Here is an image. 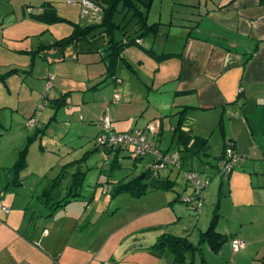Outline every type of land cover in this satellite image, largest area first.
Listing matches in <instances>:
<instances>
[{"label":"crops","instance_id":"obj_1","mask_svg":"<svg viewBox=\"0 0 264 264\" xmlns=\"http://www.w3.org/2000/svg\"><path fill=\"white\" fill-rule=\"evenodd\" d=\"M191 2L193 1L182 0V4L188 6H191ZM198 2L197 7L200 9L197 15L186 19L187 22L182 25L184 30L175 36L180 41L177 46H169L162 52H157L154 46H143L142 42L138 43L141 48L127 49L125 46V53L123 49L111 75L107 73L108 54L103 57L107 68L100 71L104 70L103 66L94 65L92 57L75 58L73 55L67 60L64 53L69 46L64 50L53 47L44 51L54 54L53 70L58 74V77H45L46 85L51 82L53 86L58 83L59 78L69 83L67 87L60 84L59 92L62 94L53 98L54 101L63 97L60 102H54L53 118L65 105L75 106V110L78 108L87 115L81 134V147L96 140L101 130V115L111 113L115 132L145 130L158 142L161 149L178 151L183 157L182 167L168 166L159 173L160 179L171 181V188L167 191H174L180 185L174 179L180 173H184V189L188 187L185 171L189 168L197 169L192 165L186 166L184 162L188 158L198 157L207 167L203 171H197L204 172L209 181L212 180V175L221 178L213 216L217 211L219 216L216 229L227 238L218 251L211 249V258H220L219 251L224 244L225 251L229 249L227 246L234 249L231 242L233 238L245 243L243 249L236 251L238 258L246 253L252 254L255 249L259 255L264 252V247H259L260 242L264 245V177L261 176L264 174V4L261 0H204L202 8L201 1ZM66 3L72 5L74 2L66 0ZM65 5L62 0H0V18L4 20L7 17L15 21L13 30H16L23 23L37 24L33 19L45 22L41 16L48 10L68 19L71 15L60 11ZM79 6L82 12L81 3ZM170 11H173L172 7ZM158 14L149 22H161V27L174 26L171 22L165 23L162 12ZM151 36L157 37H147ZM91 51L92 49H88L84 52ZM31 58L25 66L32 65L33 72L40 64L37 65L36 59ZM59 62L70 63L66 67L69 71L62 72L65 67L62 68L63 64ZM126 68L134 70L137 78L127 74ZM101 75H105L104 79L95 83L94 80ZM52 76L53 79H50ZM88 82H93L94 85L90 87ZM5 87L0 81V98L7 91L12 92L9 82ZM111 89L115 92L122 89L124 94L118 92L120 96H113L111 100L104 98L106 91ZM71 92L79 95V99L75 102L73 100V104L66 97ZM25 114L26 123L33 112L29 110ZM150 124L153 132L148 131ZM44 130L45 128H41L39 131ZM216 131L221 146L217 162L203 160V157L211 156L207 151L210 146L209 134ZM195 136L206 139L201 149L192 148ZM31 138L32 136L29 141ZM186 138H190V141ZM185 140L188 141L187 145ZM229 141L234 142L239 161L228 175H224L218 157ZM132 151L133 146L118 151H104L106 165L111 168H121L125 158L134 157L129 166L130 174L137 167L138 161L149 159L148 167L140 175L128 176V179L127 176L122 177L125 182L143 176L152 164L151 156L135 158ZM114 160L116 161L112 166ZM257 161H261V165L256 168L254 163ZM78 175L84 178L81 172L72 173L73 182L63 199L46 203V208L50 211L48 215L47 212H41L39 218H36V212L32 211L33 215L30 217L20 218L18 214L12 215L11 207H6L8 212L5 207L0 210V264H163L164 256H167L165 264H173L172 251L159 253L151 248L157 241L154 234H144L137 238L140 236H136L135 230H124L125 222H116L110 226L105 225L110 223L108 220L96 222L93 214L95 209L85 212L90 204L82 213L78 209L70 210V207L77 205L73 202L81 200L78 197L81 195V184L74 185ZM118 180L120 179H105L104 192L112 196L113 184ZM106 184L109 185L107 191ZM177 194L180 193L177 191ZM170 203H160L156 209L150 210H154L147 219L151 226L158 222L156 217H163V214L167 216V220L179 222L180 211ZM79 205L83 210V206ZM213 216L210 212L206 214V225H210ZM112 217L114 216L111 219ZM221 221H231L229 231L225 227H219ZM96 227L104 229L103 234L100 235L101 232ZM144 230L145 227L140 232ZM227 257L226 254L225 258ZM218 259L212 263L209 258L206 261L205 251L204 263L223 264Z\"/></svg>","mask_w":264,"mask_h":264},{"label":"rangeland","instance_id":"obj_2","mask_svg":"<svg viewBox=\"0 0 264 264\" xmlns=\"http://www.w3.org/2000/svg\"><path fill=\"white\" fill-rule=\"evenodd\" d=\"M62 1L66 5L60 9L61 13L71 15L63 21L46 23L33 19L36 20L37 24L23 23L16 30H13L15 21L7 17L4 20L0 18V75L4 76V80L1 82L4 88H6L7 82L12 88V92L6 90V95L0 98V107L5 105L0 109V210L4 207H11L12 215L18 214L20 218L30 217L33 215L32 211L36 212L34 214L36 218H39L41 212H47L48 215L50 211L46 208V203L63 199L68 193V187L73 182L72 173L81 172L84 178L81 185H79L81 186V195H78V197L82 201L73 202L77 205L70 207V210L78 209L79 213H82L86 206L90 204L85 212L88 213L89 210L95 209L93 214L96 222L108 220L110 223H106V226L116 222H125L124 230H135L136 236H140L137 238H141L144 234L148 236L154 234L157 240L164 234H171L186 236L194 244L200 243L202 233L209 227L205 223V216L209 212L213 216L217 202V189L221 182L220 176L212 175V180L209 181L204 172L200 174L201 179L203 181L208 180V182L200 193L202 208L199 213L192 212L188 205L182 201L194 192V186L190 184L184 189V173L174 177L177 183L180 184L177 185L174 191L158 189L149 191L141 197H133L127 193L112 197L110 193L104 192L103 182L105 179L116 180L122 179L124 176H127L126 179H128L140 175L144 171L143 169L148 167L149 163L147 165V161L149 159L138 161L137 167L132 170V174H130L131 169L129 166L132 165L134 157L125 158L122 161L121 168H111L110 165H106V155L96 143V140L93 139L86 145L80 146L82 144L83 125L88 118L86 114L78 108L75 110V106L65 105L57 111L56 117L53 118L55 114L53 98L62 94L59 92V86L67 87L69 83H66L63 78H59V80L57 79L58 83H54L53 86L47 88L45 77L50 75L58 77V74L56 70H53L55 66V62H53L54 54L44 52L50 48L40 49V44L50 45L56 40L69 35L75 29V24L80 27L93 25L87 32V37L71 44L64 55L67 60H69V56L72 57L73 55L81 58L83 56L92 57L94 65L103 66L104 70L100 71H105L107 68L103 57L108 54L106 50L108 38L103 28L98 25L100 22L99 15L82 13L79 0H75L72 5H67L66 0ZM192 1L191 6H188L182 4V0H175V2L174 0H155L149 12V21H153L159 15L158 13L162 12L165 23L171 22L174 26H163L160 28V36L142 37V39H139L140 43L142 42L143 46H154L157 52L165 51L164 49H168L169 46H177L180 41L175 36L184 30L182 25L187 22L186 19L195 17L199 12L198 1H201L200 6L204 7V0ZM74 6H78V8L75 9ZM171 7L173 8L172 12L170 11ZM121 19V15L117 14L115 16V22L120 23ZM136 47L141 48L138 43H133L128 45L127 49ZM88 49H92V51L84 52ZM123 52L125 53V49ZM31 57L36 59L37 65L40 64L35 67L34 73L31 72L32 65L25 66L26 63L30 62ZM67 62H59V64H63L62 68L65 67L62 72L69 71V68L66 67L70 63ZM126 73L132 78H137L134 70L130 68H126ZM104 76L101 75L96 78L95 83L104 79ZM88 83H90V87L94 85L93 82ZM102 85L100 84V86ZM130 87L133 86L130 85ZM98 90L100 91V89ZM119 90V93L124 94L122 89ZM106 92L104 98L110 100L113 96H120L113 89ZM71 93H68L66 97H68V102L73 104L79 99V95H77L78 93H72V96ZM46 95L47 104L41 108L40 101ZM29 110L33 114L25 123L24 117L27 115L25 113ZM32 118L35 119V123L29 125L28 121ZM41 128H45L44 132L39 131ZM30 136H32L31 141H29ZM209 137L210 146L207 151L211 156L203 157V160L209 159L217 162L216 157L221 152L220 137H218L217 131L215 133L210 132ZM24 148L27 149L26 163L25 166L18 168L16 164L18 162L19 164L23 163L18 155ZM218 161L222 165L224 160L219 159ZM184 163H186V166L192 165L199 171H203L207 167L206 164H202L198 157L188 158L187 162ZM254 165L256 168L260 167L261 161L255 162ZM261 176L264 177V174ZM149 179L146 178L145 180L148 182ZM177 191L180 194H177ZM60 192L62 194L59 195ZM176 196H179L178 200H174ZM79 203L83 206V210H81ZM160 203H170L173 207L178 208L180 211L179 222L175 223L167 220V216L163 214V217H156L158 222L151 226L147 219L150 218L148 217L150 214L154 213V210H150L156 209ZM110 215L114 217L111 219ZM231 224V221H221L219 227H225L229 231ZM259 226L261 229V225ZM144 227L146 230L140 232ZM255 228H258V225H255ZM96 229L100 230V235L103 234L104 229H98V227ZM200 244V251L197 249L187 252L185 264H206L202 261L203 257L205 259V251H207L206 261L209 258L212 263L215 259H218L211 258L209 253L211 252V246L207 241ZM260 246L264 247L262 242L259 243ZM225 248L224 244L222 250L219 251L220 258L218 260L223 264H264V261H262L264 252L257 255L258 252L255 249L252 254L246 253L238 258V254L234 249L227 246L229 249L225 251ZM226 254L227 258H225ZM174 255L172 257L173 264H183L181 260L176 261V255ZM166 258L167 256H164L163 264H165ZM236 259H238L237 262Z\"/></svg>","mask_w":264,"mask_h":264},{"label":"trees","instance_id":"obj_3","mask_svg":"<svg viewBox=\"0 0 264 264\" xmlns=\"http://www.w3.org/2000/svg\"><path fill=\"white\" fill-rule=\"evenodd\" d=\"M92 1H94L100 8V16H99L100 22L98 25L103 28V31L105 32L108 38V41L106 42L108 44L106 48V50L108 51V55L106 57V59L108 60L107 73L111 75L115 71V68L118 63V59L121 57V52L124 49V47L131 45L133 43H139L137 40H139L142 37H147L149 35L157 36L160 32L162 23L161 22L151 23L148 20L149 12H150V9H151V6L154 0H92ZM261 3L264 4V0H261ZM117 14L122 16L120 23L115 22V16ZM41 18H43L45 22L66 20L65 18L59 17L55 12H52L49 10L46 13H44L41 16ZM92 27L93 25L86 26V27H80L79 25L75 24V29L73 30L72 33L56 40L54 43L50 45H40V49L59 47L62 50H64L71 44L86 38L87 32ZM3 78L4 76L0 75V81H3L4 80ZM46 97L47 95L43 97L42 101H40L41 103L44 104V106L47 104ZM62 98L63 97H60L59 99L54 100V102L56 101L60 102ZM182 133L185 134L184 132ZM187 140L190 141V138ZM188 141L186 140L184 141L185 145L188 144ZM205 142H206L205 138L195 136L192 148L194 147V149H197V148L201 149L202 146H204ZM229 143L232 144L235 149L234 142L229 141ZM97 144L105 152H107L108 150L109 151L110 150H113V151L121 150V148L112 149L111 147H108L106 145H102L99 143ZM163 151L167 152L165 150ZM133 155L135 156V158L143 157V156H136L134 154V150L132 151V156ZM26 156H27V149L24 148L19 153V159L23 163L19 164L18 162L16 164L18 168L25 166ZM182 158L183 157L181 156V159ZM218 158L224 159V152ZM115 161L116 160L112 162L111 164L112 166L115 164ZM154 162L155 160L152 157L151 167L148 172H145L143 174V176L136 177L126 182L123 179H120L115 184H113L112 196L116 197L121 193L128 192L138 197L152 190H158V189L165 190V191L169 190L171 188V181L167 179L159 178V173L164 168L158 170L156 174L154 173V170L152 169V165L154 164ZM220 168H222V165L220 166ZM189 170H194V169L189 168ZM189 170H186L185 174ZM194 171H197V170H194ZM199 173L202 174L201 172ZM77 177L78 178L74 180V185H79L82 183L83 177H80L79 175ZM146 178H150L149 179L150 181H148L149 183L145 180ZM187 184H190L189 181H187ZM106 186H109V185L106 184ZM195 191L196 190L194 189V192L191 193L190 195L195 194ZM176 198L178 199L179 197H176ZM183 201L189 206V208L192 211H194L191 208V203L186 202L185 199H183ZM217 208L218 207H216V209ZM194 212L199 213L198 211H194ZM218 216L219 214L216 211L215 215L211 219L209 227L202 233V239H201V242L207 241V243L211 246V249L214 252L220 249L221 245L225 241V238H227L225 237L224 234L220 233L216 229V222H217ZM200 243L194 244L186 236L164 234L162 237H159L157 239L156 243L153 246H151V248L158 250L159 253L164 252L165 250H170L176 255L175 257L176 261L181 260L183 261V264H185V258H186L187 252L195 251L197 249L200 251L201 250ZM202 261H204V257Z\"/></svg>","mask_w":264,"mask_h":264},{"label":"built area","instance_id":"obj_4","mask_svg":"<svg viewBox=\"0 0 264 264\" xmlns=\"http://www.w3.org/2000/svg\"><path fill=\"white\" fill-rule=\"evenodd\" d=\"M69 3L75 2V0H67ZM82 6V13H91L93 15L100 16L99 6L92 0H80ZM140 42V40H137ZM53 79V76L50 78ZM51 86V82L47 84V88ZM41 108L44 104L41 103ZM113 117L111 113L103 115L101 120V131L98 134L96 141L99 144L106 145L112 149L126 148L127 146H133L134 154L136 156H152L155 160L152 165V169L156 174L158 170L165 168L166 166H173L180 168L182 166L181 155L178 151L164 152L159 147L156 140L148 135L145 130L134 129L125 132H115L112 128ZM35 119L32 118L28 121L29 125H34ZM148 131L153 132L152 125L148 126ZM222 163L221 171L224 175L228 173L238 164L239 157L232 144L227 142L224 150V159ZM187 181L194 186L195 194L189 195L185 198L186 202L191 203V208L194 211H200L202 208L200 191L207 185L208 180L203 181L200 177V173L194 170H189L185 174ZM108 187H105V191ZM5 211L9 210L5 208ZM232 246L235 251H239L245 247V243L238 238L232 239Z\"/></svg>","mask_w":264,"mask_h":264}]
</instances>
